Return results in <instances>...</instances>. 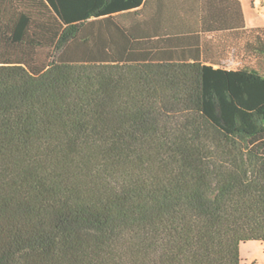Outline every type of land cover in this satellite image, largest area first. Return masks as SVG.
Listing matches in <instances>:
<instances>
[{
	"label": "trees",
	"instance_id": "trees-1",
	"mask_svg": "<svg viewBox=\"0 0 264 264\" xmlns=\"http://www.w3.org/2000/svg\"><path fill=\"white\" fill-rule=\"evenodd\" d=\"M145 2L0 0V264H241L264 241V64L133 30Z\"/></svg>",
	"mask_w": 264,
	"mask_h": 264
},
{
	"label": "crops",
	"instance_id": "crops-1",
	"mask_svg": "<svg viewBox=\"0 0 264 264\" xmlns=\"http://www.w3.org/2000/svg\"><path fill=\"white\" fill-rule=\"evenodd\" d=\"M219 1L222 8H219ZM239 1L244 15L242 22L237 19L236 0H146L138 8L140 12L131 14L133 30L138 28L143 35H163L173 40L177 36L188 42L198 40L201 58L215 67L236 69L241 58L248 57L253 63L258 62L256 67L261 68L264 42L254 40L253 33L264 38V25L250 24L244 0ZM218 8L220 11L215 12ZM191 19L193 24L187 26L184 22ZM195 19L199 22H194ZM210 29L213 31H208ZM171 44L179 45L180 42L174 40Z\"/></svg>",
	"mask_w": 264,
	"mask_h": 264
},
{
	"label": "rangeland",
	"instance_id": "rangeland-1",
	"mask_svg": "<svg viewBox=\"0 0 264 264\" xmlns=\"http://www.w3.org/2000/svg\"><path fill=\"white\" fill-rule=\"evenodd\" d=\"M244 4L249 23L264 25V0H244ZM244 60L238 65L241 66L244 63L251 62L250 60ZM240 254L241 264H264V241L250 240L241 243Z\"/></svg>",
	"mask_w": 264,
	"mask_h": 264
}]
</instances>
